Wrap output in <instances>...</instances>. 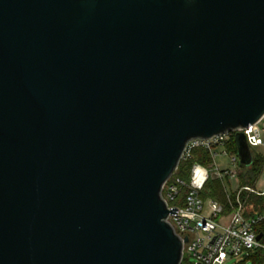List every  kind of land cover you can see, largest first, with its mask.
Masks as SVG:
<instances>
[{
  "label": "water",
  "instance_id": "1",
  "mask_svg": "<svg viewBox=\"0 0 264 264\" xmlns=\"http://www.w3.org/2000/svg\"><path fill=\"white\" fill-rule=\"evenodd\" d=\"M262 116L264 0H0V264H181L163 184Z\"/></svg>",
  "mask_w": 264,
  "mask_h": 264
},
{
  "label": "built area",
  "instance_id": "2",
  "mask_svg": "<svg viewBox=\"0 0 264 264\" xmlns=\"http://www.w3.org/2000/svg\"><path fill=\"white\" fill-rule=\"evenodd\" d=\"M237 131L245 135L252 155L264 156V116ZM235 133L233 130L187 142L181 160L191 158L193 151L201 148L207 151L209 163H193L187 180L176 175L177 167L162 186L168 208H177V214H169L167 221L181 238L188 237L183 242L182 260L187 254L195 264H222L228 257L241 260L257 252L264 255V208L256 210L248 201L252 196L264 199V165L251 184L241 183L244 165L237 154ZM217 157H229L231 167L218 166ZM209 179L221 182L224 203L200 197Z\"/></svg>",
  "mask_w": 264,
  "mask_h": 264
},
{
  "label": "trees",
  "instance_id": "3",
  "mask_svg": "<svg viewBox=\"0 0 264 264\" xmlns=\"http://www.w3.org/2000/svg\"><path fill=\"white\" fill-rule=\"evenodd\" d=\"M210 161L207 151L198 148L193 151L192 157L187 160H181L178 164L176 175L180 178L187 180L190 173V168L193 163L198 162L203 165H207ZM264 165V156L253 153V163L250 167L244 166V172L241 173V183L251 184L257 176L260 168ZM202 199L211 198L221 203L225 202V193L221 182L216 179H209L205 184L202 191L199 193ZM250 204H253L257 209L264 208V199L261 197L252 196L248 200ZM262 230H264V224H262ZM246 259H250L253 264H264V255L257 252L241 259L237 264L243 263ZM181 264H187L182 260Z\"/></svg>",
  "mask_w": 264,
  "mask_h": 264
},
{
  "label": "rangeland",
  "instance_id": "4",
  "mask_svg": "<svg viewBox=\"0 0 264 264\" xmlns=\"http://www.w3.org/2000/svg\"><path fill=\"white\" fill-rule=\"evenodd\" d=\"M216 164L221 167H231V162L229 157H217ZM184 262L187 264H195V260L190 258L187 254H184ZM240 261V257H228L222 264H237ZM240 264H253L250 259H246Z\"/></svg>",
  "mask_w": 264,
  "mask_h": 264
}]
</instances>
